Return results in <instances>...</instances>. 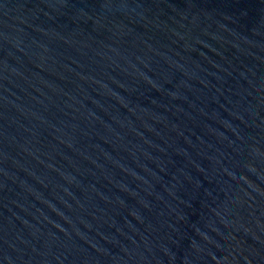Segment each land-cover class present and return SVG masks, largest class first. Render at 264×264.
<instances>
[{"label":"water","instance_id":"obj_1","mask_svg":"<svg viewBox=\"0 0 264 264\" xmlns=\"http://www.w3.org/2000/svg\"><path fill=\"white\" fill-rule=\"evenodd\" d=\"M0 264H264V0H0Z\"/></svg>","mask_w":264,"mask_h":264}]
</instances>
